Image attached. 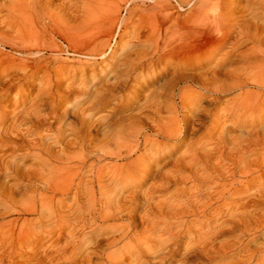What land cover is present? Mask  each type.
<instances>
[{"label":"bare ground","instance_id":"1","mask_svg":"<svg viewBox=\"0 0 264 264\" xmlns=\"http://www.w3.org/2000/svg\"><path fill=\"white\" fill-rule=\"evenodd\" d=\"M0 16V47L12 49L0 48V78L15 70L45 80L28 111L0 129L13 150L0 147V264L23 255L25 264H173L182 236L170 251L163 234L157 246L145 242L166 227L156 215L176 226L215 207L238 236L223 258L245 252L221 264H264V0H0ZM107 58L99 84L75 88L80 67ZM143 82L156 87L135 113L96 117L116 99L115 116L133 109L127 102ZM227 95L234 99L217 109ZM45 122L50 129L37 132ZM188 137L166 175L187 176L185 199L165 215L163 206L151 211L152 194L139 202L143 188ZM222 225L209 223L179 262L215 254L211 236Z\"/></svg>","mask_w":264,"mask_h":264},{"label":"rangeland","instance_id":"2","mask_svg":"<svg viewBox=\"0 0 264 264\" xmlns=\"http://www.w3.org/2000/svg\"><path fill=\"white\" fill-rule=\"evenodd\" d=\"M190 12V9L182 12L183 17L187 16L188 13ZM1 17V16H0ZM5 35H7L5 33ZM8 42L10 40V37L12 36L10 33H8ZM125 38V36H123ZM121 39H124V38ZM121 39L118 38V42L121 41ZM1 50H3L5 53L8 54H12V49L10 48V46L7 47H0ZM110 58V57H109ZM102 60L99 59L96 63H93L91 65H86L84 67H80L81 71L85 70L86 73H84V75H82L83 73L78 72V75L74 78V83H75V88H79V84L84 81L86 84H89L92 81H97V79H99L100 75H101V71L104 69V67L109 63L108 59ZM70 67H68L69 71L71 72L72 76H73V71L72 69L70 70ZM12 70L10 72H8V74H2L1 76V80H0V96H2V103H0V118L4 117L6 118V120H4V125L3 127L0 126V129H5L8 127L9 123L12 122V119L14 118L13 116H17L16 114H18V116H21L22 114H24L26 111H28V109L31 107L33 101L32 98H35L37 95L39 96V88L40 85H42L45 80H43L41 82V84H39V82L36 83H32L31 80H28L25 76H23L22 71H15ZM196 71H190V74H195ZM57 77H60L59 75H57ZM41 79V78H40ZM170 77L168 76L167 78H164L165 80H169ZM100 80V79H99ZM97 81L96 83H100V81ZM9 81H13L12 83ZM97 84V85H98ZM143 85V89L140 90V92L137 93V95H139V97L135 94L132 95L131 100H129L127 102L128 105H132L133 104V109H129V110H122L121 113L117 114L115 116V113L113 112V109L115 108V104L116 103H121L120 99H116L115 101H113L108 107H106L104 110L100 111L96 117H103V118H110V121L115 120L117 118H121L124 117L125 115L131 114V113H135L137 109H135L136 107H141L143 105L146 104V97L155 89L156 86H148L145 85L144 82L141 84ZM12 86V87H11ZM99 87V86H98ZM146 87V88H145ZM4 89V91H2ZM10 89V90H9ZM8 90V91H7ZM22 92V93H21ZM77 92V91H76ZM72 94V97H70L67 101L68 102H64V105L66 104H71V102L73 101V99H79L80 95L77 93ZM5 94V95H4ZM31 95V96H30ZM35 95V96H34ZM215 97H211L208 99V101L213 100ZM234 99L233 95H227L221 98L219 104H218V108L224 104L226 105L230 100ZM165 100V98H164ZM36 101V99H35ZM42 101V98H40L39 100H37V102ZM135 103V104H134ZM129 111V112H128ZM128 112V113H127ZM126 113V114H125ZM123 116H120L122 115ZM4 115V116H3ZM114 117H113V116ZM112 117V118H111ZM3 119V118H2ZM46 124L44 125H40L37 128V132H42L45 133L47 132L51 125L49 122H45ZM221 122H219L218 125V129L217 131L214 133L211 141H214L218 138L219 133H220V126ZM33 124H27L26 128L30 129V127H32ZM35 127V126H34ZM33 127V129H34ZM56 125H53V128H55ZM241 132H234L232 134V137H236V136H240ZM189 144V137L186 139V142L184 144V146H182L179 150H177L176 152L173 153L171 159L167 160L168 162H170L171 164L169 166H164L162 172L164 173L163 176H161L160 178L157 179V181L153 182V177L150 178V183L153 184V188H150V184H147V186H145L143 189L145 191H147V195L142 196L141 199H139V202H146L147 200L150 201V197H151V201L150 204L152 205L151 211L156 209H160L162 206L164 208V215L167 212V209L170 207H174L176 206V204L181 201L182 199H185V197H183V192H184V183H183V179H185L187 176H184V173H179L176 172L174 174V176H166L168 175L169 170L171 169L170 167H174L176 166V162H178V160H180L179 158H183L185 155V145L187 146ZM0 147H3V151L5 153H12L13 150L10 149L8 150V145L1 144L0 143ZM7 151H6V150ZM170 150V149H169ZM2 150H0L1 152ZM143 152V151H142ZM19 154V152H17V155ZM254 157H256L255 155H251L248 156V160L249 159H253ZM216 158L214 157L212 159V161H215ZM172 161V162H171ZM175 162V163H174ZM166 162H164L165 164ZM31 164V162H28V165ZM169 168V169H168ZM171 171V170H170ZM167 173V174H166ZM167 177V178H166ZM175 178L177 180H175ZM169 179V180H168ZM168 182V183H167ZM207 187L211 186L212 183H207ZM171 185H174L173 188H171ZM202 188V186L198 185V189L195 191V193L200 190ZM151 189V190H150ZM153 190V191H152ZM254 191L253 187L249 188V191L247 192V194L245 195H249ZM134 192V189H129L128 191L124 192V197L128 198L132 195V193ZM152 192V193H151ZM210 192H214V189L210 190ZM176 193V194H175ZM194 193V192H193ZM152 194V195H150ZM150 195V197H149ZM178 195V196H177ZM212 195L208 197H202V201H210L213 198H210ZM174 197L176 198V200L174 199ZM70 199L66 200V201H70ZM173 200V202H172ZM208 200V201H207ZM170 201V202H169ZM152 202V203H151ZM164 202V203H163ZM177 202V203H176ZM242 202V201H240ZM239 202V203H240ZM239 203L237 205H239ZM161 204V205H160ZM169 205V207H167ZM173 205V206H172ZM154 207V208H153ZM156 207V208H155ZM192 212V213H191ZM189 212V214L187 215V224H179L176 226H172L173 221L170 217V220H166L164 218V220L162 218H160L159 216L156 215L155 217V221L163 224L164 221V231L163 232H158L157 235L154 236H150L148 239L145 240L146 243H150L151 246H157L159 244V237L163 234L164 235V248L167 251H170L173 249L174 247V243L176 241L179 240V236H182V241L181 242V253H179L176 256V259L174 260L173 264H182L179 262L182 253H183V249H185L188 245V243H190L191 241H195L198 239V236L200 235V232L203 233V231L205 233H208V227H206L209 223H214V224H223L221 226V228H219L214 234L213 236V240L215 242V254H212L210 258L207 259H199L196 258L193 260L188 261L186 264H221L224 262H229L235 259H240L242 257V255H244L245 252H241L238 254V256H236L235 258H226L224 259L225 255L229 252L232 251L230 246L231 244H233V242L236 241V239H238V236L236 234H231L230 231L226 230V228L229 226L228 223V218H224L223 216H216V212H217V207L212 208L207 214H197V212L195 211H191ZM230 212H232V210H230ZM229 212V213H230ZM197 215V216H196ZM201 215V216H200ZM132 216H136V215H131ZM200 217V218H199ZM183 225H185L183 227ZM214 226V225H213ZM171 228V229H170ZM262 228V227H261ZM141 229V226H140ZM223 230V231H222ZM222 231V233L220 232ZM85 235L83 236H87L89 234V230H87L85 233ZM114 235L109 234H105L103 235L100 239H107L108 237H113ZM217 236V237H216ZM264 238V236L258 237L257 243L261 242V240ZM253 244L254 246L257 245ZM156 244V245H155ZM24 251H28V250H24ZM154 251L152 250V253ZM214 255V256H213ZM224 257V258H223ZM27 255H23L22 257H19L17 259V262L19 264H25L26 260H27ZM199 261H198V260ZM184 264V263H183Z\"/></svg>","mask_w":264,"mask_h":264}]
</instances>
